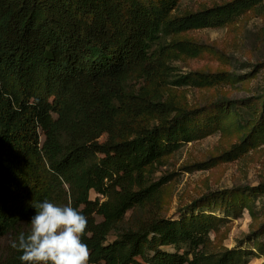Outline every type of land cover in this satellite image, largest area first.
Masks as SVG:
<instances>
[{"label":"trees","instance_id":"obj_1","mask_svg":"<svg viewBox=\"0 0 264 264\" xmlns=\"http://www.w3.org/2000/svg\"><path fill=\"white\" fill-rule=\"evenodd\" d=\"M180 1L0 0V264H22L11 242L30 228L31 204L46 199L87 217L88 264H247L253 252L243 246L210 250L211 234L227 222L213 210H250L264 181L206 192L174 219L161 213L167 179L150 178L242 108L256 116L230 152L262 136L264 91L189 104L170 87L206 88L224 74L173 76L169 62L205 51L185 33L263 11L264 0L179 11ZM262 234L264 221L247 238Z\"/></svg>","mask_w":264,"mask_h":264},{"label":"rangeland","instance_id":"obj_2","mask_svg":"<svg viewBox=\"0 0 264 264\" xmlns=\"http://www.w3.org/2000/svg\"><path fill=\"white\" fill-rule=\"evenodd\" d=\"M227 0H181L178 10H196ZM205 46L197 58H183L169 62L173 76L190 71L223 73L224 79L206 88L191 86L170 87L172 94L189 104H202L220 97L241 100L264 91V10L246 12L234 22L215 28L190 31L182 35ZM240 111V112H239ZM256 116L252 107L231 113L223 128L201 140L186 143L155 168L151 181L165 177L162 186L161 213L177 219L185 205L206 192L236 186H254L264 181V132L252 144L230 152L233 144L241 142L249 131L247 122ZM106 132L102 134V140ZM209 162L205 169L188 167ZM95 193L91 192L94 198ZM250 210L238 215H226L219 209L213 213L227 217L217 233L210 236L212 251L244 248L253 254L247 264H264V234L247 238L264 221V195L251 199ZM110 236L109 239H112ZM6 245L1 240L0 247ZM184 246H181L182 249ZM173 251L174 247L165 248Z\"/></svg>","mask_w":264,"mask_h":264},{"label":"clouds","instance_id":"obj_3","mask_svg":"<svg viewBox=\"0 0 264 264\" xmlns=\"http://www.w3.org/2000/svg\"><path fill=\"white\" fill-rule=\"evenodd\" d=\"M31 206L36 214L30 228L10 245L22 253V264H88L90 250L81 239L87 217L69 204L57 205L47 199Z\"/></svg>","mask_w":264,"mask_h":264}]
</instances>
